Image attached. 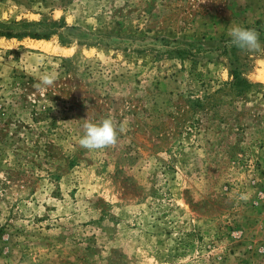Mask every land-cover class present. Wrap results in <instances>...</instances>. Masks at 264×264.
I'll use <instances>...</instances> for the list:
<instances>
[{
    "label": "rangeland",
    "instance_id": "1",
    "mask_svg": "<svg viewBox=\"0 0 264 264\" xmlns=\"http://www.w3.org/2000/svg\"><path fill=\"white\" fill-rule=\"evenodd\" d=\"M262 75L264 0H0V264H264Z\"/></svg>",
    "mask_w": 264,
    "mask_h": 264
},
{
    "label": "clouds",
    "instance_id": "2",
    "mask_svg": "<svg viewBox=\"0 0 264 264\" xmlns=\"http://www.w3.org/2000/svg\"><path fill=\"white\" fill-rule=\"evenodd\" d=\"M227 47L240 51L253 52L262 48L260 33L254 28L232 24L228 28ZM55 73H44L35 85L37 90H45L54 86ZM123 127L118 126L111 118L99 121H87L83 124V134L79 139V146L88 151H98L112 148L117 145Z\"/></svg>",
    "mask_w": 264,
    "mask_h": 264
},
{
    "label": "trees",
    "instance_id": "3",
    "mask_svg": "<svg viewBox=\"0 0 264 264\" xmlns=\"http://www.w3.org/2000/svg\"><path fill=\"white\" fill-rule=\"evenodd\" d=\"M28 34L33 35V36H35V35H36V36H37V35L45 36V35H46V34H39V33H34V32H33V33H29V32H28ZM237 75H238V73H237Z\"/></svg>",
    "mask_w": 264,
    "mask_h": 264
},
{
    "label": "bare ground",
    "instance_id": "4",
    "mask_svg": "<svg viewBox=\"0 0 264 264\" xmlns=\"http://www.w3.org/2000/svg\"><path fill=\"white\" fill-rule=\"evenodd\" d=\"M262 78H264V75H262Z\"/></svg>",
    "mask_w": 264,
    "mask_h": 264
}]
</instances>
